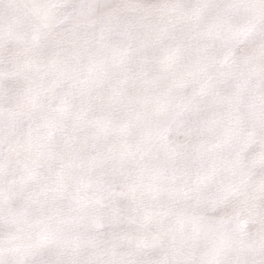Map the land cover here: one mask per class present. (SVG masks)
Returning a JSON list of instances; mask_svg holds the SVG:
<instances>
[{
  "label": "snow or ice",
  "instance_id": "obj_1",
  "mask_svg": "<svg viewBox=\"0 0 264 264\" xmlns=\"http://www.w3.org/2000/svg\"><path fill=\"white\" fill-rule=\"evenodd\" d=\"M0 264H264V0H0Z\"/></svg>",
  "mask_w": 264,
  "mask_h": 264
}]
</instances>
